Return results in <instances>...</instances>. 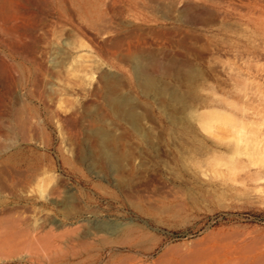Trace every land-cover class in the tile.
Segmentation results:
<instances>
[{"label":"rangeland","instance_id":"obj_1","mask_svg":"<svg viewBox=\"0 0 264 264\" xmlns=\"http://www.w3.org/2000/svg\"><path fill=\"white\" fill-rule=\"evenodd\" d=\"M186 5L213 14L191 28ZM259 26L264 0H0V264H264ZM137 48L186 108L137 87ZM183 62L202 72L193 86L175 77ZM102 72L147 139L106 108ZM96 128L113 135L118 176L88 157Z\"/></svg>","mask_w":264,"mask_h":264},{"label":"bare ground","instance_id":"obj_2","mask_svg":"<svg viewBox=\"0 0 264 264\" xmlns=\"http://www.w3.org/2000/svg\"><path fill=\"white\" fill-rule=\"evenodd\" d=\"M201 2H206V0H201ZM204 5H206V4H204ZM204 5H199L197 7H194L193 5H186L184 7V9L181 12H179L181 22H183L185 25H187L191 28L202 24L205 21V19L210 18L213 14ZM129 7H137V8H140L141 11H144L145 8L148 9L146 6H143V7L140 6L139 7V5H137L136 3L129 5ZM214 12H215V10H214ZM145 19L147 20V18H145ZM255 38H256V41H258L261 45H259L257 43L255 45H253V56L255 58L259 59V58L264 56V50H262V47H264L263 46V44H264V28H263V26H259V29H257V33L255 34ZM185 43L186 42H179L176 46H178L182 50L185 49L188 52V50H187L188 48L186 47L187 45ZM119 46H120V41H118V40H116L112 44L113 49H117ZM105 52H106L107 56L109 57V59H111L115 55L114 53L109 52L108 50H105ZM181 54L185 56V53H181ZM143 55H145V54L142 52V50H140L138 48L134 49L132 51L127 50V54L125 55L126 61L130 64L132 71L134 73V76L136 79L135 82H136L137 87L143 93L157 95L161 99H164V97L166 95H169V99L171 101L179 102L178 104H180V103L184 104V105L181 104V105H183L181 107V109L186 108V106H185L186 103H184L182 101V99L180 97H178V95L176 97L173 92L168 91L167 86L161 85L157 81V79L155 80L153 78L154 76L153 77L151 76L150 70L151 71L156 70L155 68H157L158 66H155L156 63L151 64V62H149V60H147L145 58L147 56L146 55L143 56ZM151 57H152V55H151ZM147 58H149V57H147ZM66 61H67V59H66ZM156 65H158V62ZM161 65H163V64H161ZM159 66H160V63H159ZM165 66H167V65H165ZM165 66H163V67L165 68ZM174 66H175L174 67L175 68V71H174L175 77L177 79L187 78L188 83L191 82L192 86L194 85L195 77L199 76V74L202 73L197 69L188 67L186 63L184 64V62L182 65L181 64L179 65V63H178V66L177 65H174ZM115 67L121 69V67H118L116 65H115ZM164 68H162V69H164ZM76 69H77V67H76ZM168 69H169V67H167L164 72H166ZM170 69H172V68L170 67ZM114 76L107 73V72H102L99 75V82L101 85L100 90H101L102 101H103L104 105L113 114V116L117 120L126 123L127 125H129V127L133 131L140 133L141 135H143V137L145 136V138L147 139L146 133L141 130L140 121L134 112V108L129 105L130 103L128 104L129 100H127V98H125L123 96H120V94L117 92L118 88H119V84H118L119 82H117V80H116V78H114ZM194 96L197 97V99L194 98ZM194 96H193V99H196V100H192L193 102L191 104L192 105L191 107H193V108L194 107H200L202 104H204L203 98H201L200 96H196V95H194ZM165 99H166V97H165ZM88 111L85 112V115L88 114ZM89 113H91V114L95 113L96 115H98V117H102L97 111H94V112L91 111ZM22 114H23V112L21 110H20V112H18L16 114L17 115L16 116V118H17L16 128L19 132H23L24 130H26L25 124H27V123H24L23 118H22ZM102 120H104V119H102ZM193 121H194V119L192 120V122H188L185 124L186 125L185 129H188L192 134L197 132V127H195ZM173 124L176 127L182 126L176 120L173 121ZM31 128H33V127H31ZM225 129H227V128H225ZM87 148H88V157L91 160L93 165H102L105 168L109 169L110 172H112L118 176V173L120 172V169H121V163H120L121 162V156H120L119 152L117 151V149L115 148L114 138L110 132H107L101 128L94 129L91 133H89ZM78 156H79L78 158L80 159L81 155H78ZM4 177H5L4 176V170L0 169V182H1V180L4 179ZM4 181H7V180L5 179ZM99 225L100 226H97L98 230H103V225L102 224H99Z\"/></svg>","mask_w":264,"mask_h":264}]
</instances>
